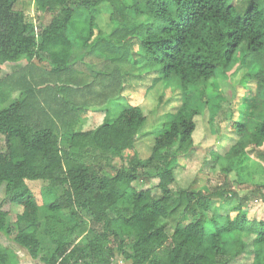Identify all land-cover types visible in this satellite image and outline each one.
<instances>
[{"label":"trees","instance_id":"obj_1","mask_svg":"<svg viewBox=\"0 0 264 264\" xmlns=\"http://www.w3.org/2000/svg\"><path fill=\"white\" fill-rule=\"evenodd\" d=\"M17 3L0 0V76L23 64L0 80L2 102L18 93L0 110V233L42 264H235L248 246L227 247L225 236L238 233L264 264V218L249 208L264 204V183L242 194L228 181L252 155L264 164V0H35L39 30ZM237 64L248 94L220 124L237 139L223 156L211 151L225 181L175 190L179 160L197 150L195 119L219 97L199 88ZM161 81L178 87L181 105L141 160L139 101ZM120 98L119 114L80 129ZM0 264H19L1 244Z\"/></svg>","mask_w":264,"mask_h":264},{"label":"rangeland","instance_id":"obj_2","mask_svg":"<svg viewBox=\"0 0 264 264\" xmlns=\"http://www.w3.org/2000/svg\"><path fill=\"white\" fill-rule=\"evenodd\" d=\"M16 9L24 10L37 24L39 30L40 26L38 25L35 0H18ZM100 10V14L97 17V28L99 27V29L106 35L113 29V23L110 19L112 9L108 4H104L101 6ZM50 19L51 18L49 17L46 18L43 26H46ZM238 65L239 64H237L235 69L228 74L227 79H224L223 77L213 79L207 87L201 86L199 88L203 91L204 95H206L204 97L205 100L210 97V95L219 97L210 100L208 105L205 106L202 114L195 119L197 128L194 134V144L197 146V150L188 156V158H181L179 160L180 169L177 172L178 182L173 187L175 190L191 186L195 189L204 187L207 189H213L224 183V176L221 173L220 167L213 162L211 151H216L217 154L223 156L228 152L229 148L237 139V135L229 128L227 120H225L224 124H220L224 119L231 118V120L234 121L239 117L243 98L248 94V89L242 81L246 68L239 67ZM21 67H23L22 63L18 65L6 64L3 74L0 76V80L5 79L7 75H10L15 71L19 72ZM253 86L250 85V87ZM193 94H195V92ZM17 97L18 93H13L8 103H4L0 99V110L14 101ZM181 98V92L175 84L161 81L139 101V105L146 117V121L140 130L136 143V152L141 160L150 157L157 134L173 120L178 107L181 105ZM218 102H220L221 105L219 113L216 116L213 111H215ZM127 104V98H120L109 106L95 108L94 112L88 118L83 120L80 129L90 130L96 128L103 122L105 111L109 110L111 116L115 117ZM118 164L119 159L114 160L109 167L110 171L112 170V167H117ZM241 167L242 168L239 170V176L236 173H232L229 176L228 181L231 183L233 191H239L244 194L255 188L254 185L249 183H264V164L260 163L255 155H252V159H250L249 162L242 164ZM239 180L244 181V183L248 182L246 184L249 185L241 186L239 185ZM194 182L195 184H193ZM136 186L138 188L144 187L139 183H137ZM0 190L1 194L4 196V187ZM58 193L61 194V190H59ZM258 200V203H251L249 208L251 209L250 212H252V215L257 214V217L262 219L264 218V204L261 202L260 198H258ZM16 210L17 208H15V211ZM0 242L5 246L18 249L11 239H8L2 234H0ZM225 242L227 247L238 250L241 249L244 244L246 247L248 246L247 252L242 255L235 264L253 263L254 256L251 253L252 248L248 245L250 238L236 233L225 236ZM26 256L29 257L27 254ZM21 259L24 261V257L21 256ZM27 259V263L23 264H41L40 261H33L31 258ZM114 264L129 263L118 258Z\"/></svg>","mask_w":264,"mask_h":264},{"label":"crops","instance_id":"obj_3","mask_svg":"<svg viewBox=\"0 0 264 264\" xmlns=\"http://www.w3.org/2000/svg\"><path fill=\"white\" fill-rule=\"evenodd\" d=\"M0 191H1V190H0ZM4 192H5V191H4ZM0 194H1V192H0ZM1 195H2V194H1ZM1 195H0V197H1L0 202H1L2 199L4 198V196H3V195L1 196ZM4 195H5V193H4ZM0 234H1V233H0ZM2 235H3V234H2ZM12 242H13V241H12ZM13 243H14V242H13ZM0 244H1L2 246H4V247L8 248V249L13 250V251L17 254V257H18V260H19V264L27 263V261H28L27 258H31L33 261H40V260H35V259H33V258L30 256V254L28 253V251H27L26 249H24L23 247L17 245L16 243H14V244H15V246H17L18 249H14V248H12V247L5 246V245H3L1 242H0ZM26 254H27L29 257H27ZM21 256L24 257V261H22ZM40 263H41V261H40ZM41 264H42V263H41Z\"/></svg>","mask_w":264,"mask_h":264}]
</instances>
